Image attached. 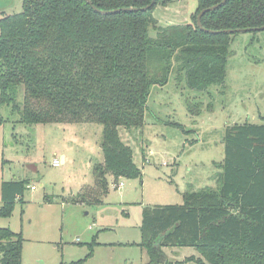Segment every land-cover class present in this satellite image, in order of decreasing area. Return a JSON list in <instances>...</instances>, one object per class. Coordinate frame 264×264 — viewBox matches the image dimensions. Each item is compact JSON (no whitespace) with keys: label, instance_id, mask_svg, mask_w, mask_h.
I'll return each mask as SVG.
<instances>
[{"label":"trees","instance_id":"1","mask_svg":"<svg viewBox=\"0 0 264 264\" xmlns=\"http://www.w3.org/2000/svg\"><path fill=\"white\" fill-rule=\"evenodd\" d=\"M91 1L111 10L153 0ZM168 1L147 11L102 14L86 0H24L21 12L0 18V105H11L25 124L103 125L104 160L94 166L91 190L97 200L109 192L110 177L118 183L143 175L120 127L144 126L154 84L167 83L172 69L197 90L225 84L239 31L211 33L197 22L203 9L223 0H198L191 21L159 25L155 9ZM202 23L218 31L263 26L264 0H228L206 12ZM224 142L218 189L188 190L182 204L143 208L140 244L153 264L165 245L200 251L185 262L264 264V123L229 125ZM29 182H2L1 217H11L17 201L25 202ZM24 242L22 231L0 227V264H23Z\"/></svg>","mask_w":264,"mask_h":264},{"label":"rangeland","instance_id":"2","mask_svg":"<svg viewBox=\"0 0 264 264\" xmlns=\"http://www.w3.org/2000/svg\"><path fill=\"white\" fill-rule=\"evenodd\" d=\"M197 6L198 0H169L154 16L159 25L185 24ZM23 8L24 0H0V18ZM231 49L224 85L197 90L172 69L167 83L152 86L144 126L120 127L143 175L118 183L110 177L100 200L91 190L94 166L104 160L103 125L25 124L11 105H0V205L3 181L30 180L25 202L17 201L11 217L0 216V227L23 232V264L155 262L140 244L143 208L182 204L188 190L218 189L227 126L264 123V29L238 32ZM191 256L201 253L194 246L165 245L159 264H197L185 262Z\"/></svg>","mask_w":264,"mask_h":264},{"label":"water","instance_id":"3","mask_svg":"<svg viewBox=\"0 0 264 264\" xmlns=\"http://www.w3.org/2000/svg\"><path fill=\"white\" fill-rule=\"evenodd\" d=\"M90 5H92V7L102 13V14H115V13H119V12H122V11H139V10H143V11H147L149 10L150 8H152L157 2L158 0H153L149 5L147 6H144V7H123V8H117V9H111V10H105V9H100L98 8L97 6H95L91 0H86ZM228 0H223L222 2L218 3V4H215L211 7H207L205 9H203L198 17H197V22H198V26L204 30V31H207V32H211V33H220V32H230V33H233L235 31H258V30H263L264 29V25L263 26H260V27H254V28H246V29H238V30H232V29H227V30H223V31H218V30H209V29H206L204 26H203V23H202V17L203 15L208 12V11H212V10H215L217 8H219L221 5L225 4Z\"/></svg>","mask_w":264,"mask_h":264},{"label":"built area","instance_id":"4","mask_svg":"<svg viewBox=\"0 0 264 264\" xmlns=\"http://www.w3.org/2000/svg\"><path fill=\"white\" fill-rule=\"evenodd\" d=\"M60 164H61L60 160L59 159H55L54 165L59 166ZM118 187H120V188L123 187V183L122 182L119 183Z\"/></svg>","mask_w":264,"mask_h":264},{"label":"crops","instance_id":"5","mask_svg":"<svg viewBox=\"0 0 264 264\" xmlns=\"http://www.w3.org/2000/svg\"><path fill=\"white\" fill-rule=\"evenodd\" d=\"M65 161H66V155H62V162H65ZM1 205H2V199H1Z\"/></svg>","mask_w":264,"mask_h":264}]
</instances>
